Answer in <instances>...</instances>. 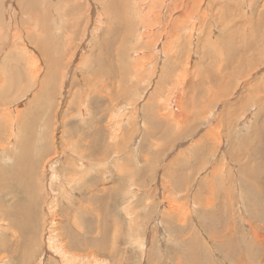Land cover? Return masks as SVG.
Returning a JSON list of instances; mask_svg holds the SVG:
<instances>
[{
    "label": "rangeland",
    "instance_id": "374dc122",
    "mask_svg": "<svg viewBox=\"0 0 264 264\" xmlns=\"http://www.w3.org/2000/svg\"><path fill=\"white\" fill-rule=\"evenodd\" d=\"M141 1L144 2L142 3ZM203 1L207 2L208 0ZM152 2L153 0H0V27L3 28H0V56L3 53L0 57V73L6 75V81H8V74H10L9 78H12L22 71L20 65L17 64V59L21 58V56L18 54L15 47L17 48L20 44L23 45L24 39L29 42V39H32L39 31L43 32L44 28H48L46 31L49 30V44L43 41L41 42L45 43L47 47H49L50 44L52 45V57L56 59L57 51H60L62 54L65 48L64 44H68L67 42H69V53L73 54V58L69 65L67 67L63 66L64 69L67 68L65 70L66 74L63 73V75L60 76V73H58L51 77L47 83L48 89L53 91L56 96H45L44 98L46 100L44 99V101L41 97L40 102H36L34 107H40L41 112H31L29 114V119H26V124L21 128L20 134L18 133V137L22 139L21 141L23 142L24 139L28 142V145L26 144V148H24L21 142H17L19 146H16L15 150L19 148L18 151L21 150L26 152L25 155L27 156H20L16 158L17 160H7L0 154V163H2L0 168L3 170L0 172L2 175L0 176V188L1 186H8L12 178H15V180L20 179L19 181L21 182L18 191L13 193L14 198H4V200H0V205L2 204L1 206L7 209L2 210L0 206V212L4 211L7 217H11L10 219L8 218V220L7 217L6 219L3 218V222L5 226L6 223L9 224L10 222L15 226H19V222L22 223L25 219H29L28 217L32 214H34L35 221H39L42 216L45 217L44 215L49 216L53 214L54 212H51L53 211L52 206L56 204H63L62 207L66 212H72L71 208L66 209L68 203H70L69 205L73 208L80 203H84L83 206L88 205L86 201H89L88 196H91L89 186L93 184L100 190L108 188L109 191L105 192V195L100 192L98 198L93 197L92 205L89 207L90 209L92 208L93 212L88 214L89 217L87 214L79 215V213H83L82 207L79 208L77 219H80V221L76 222L78 224L75 225H80L79 227L83 233L81 232L79 234L75 231L74 234L77 238L75 236L73 238H66L67 242L71 243H69L70 246H68L70 254H74V252L81 253L77 248H73L72 245L74 241H77L74 247H85L91 241L90 238L92 241L88 247L96 245L98 250L99 246L104 248L102 251L105 253L101 250H99V252L97 250L98 253L95 252L97 255L96 259H85L90 260L91 264H264V253H262L263 255L259 253L261 246L255 244L253 238H249L252 226L262 225L264 223V62H260V58L264 57V0H209V11L207 10L206 13L204 9L201 8L202 12H205V19H200V14L202 12L196 14L194 17L196 27L199 30L195 33L196 35L189 47V56L192 59L191 65L193 66L194 64V66L198 68L197 71L199 73L208 71L209 77L207 81L212 84V88L208 92L213 93V95L210 93V97L215 99L213 102L217 103L215 105L213 102H210L206 105L216 114L213 113V116L209 119L208 128H212V130L209 134L211 140L209 139V143L205 146L208 150L202 148L204 146H201V144V148L190 149L187 147L189 144L187 141L193 144L205 133L206 127L201 124V119L197 121V125L199 126L194 125L196 131L188 137L187 141H182V139H174V135L176 134H173L170 130L166 131L167 125L165 126L164 123L163 125L165 128L164 126L161 127L162 122H153L149 115L152 114L151 111L154 107L150 110L151 108L144 106V102L148 100L150 96H156L154 86L159 84L160 74L164 71L171 70V60L174 56L165 57V61L161 63H155L153 61V68H151L150 71L146 69V74L139 79V82L132 79L130 73H126L130 67L129 71H132V67L137 62L147 63L141 62L140 59L142 55L148 58V55L151 53V48H144L143 42L141 43V41L138 40L141 29L138 30L136 28L143 26L147 29L150 26H154L155 23L147 17L149 16L148 13L150 14L148 7ZM145 3L147 4L146 8L144 7V5H146ZM193 13H195V11L189 12V15ZM22 14H24V16H22ZM228 17H231L230 21ZM40 18L43 19L41 20ZM25 19H28V21ZM16 22H18V32L20 33V39L17 38V40L12 38V34L15 31L13 28ZM27 22L28 24H26ZM42 23L46 26H43ZM8 24L12 29L8 27ZM27 29L31 34L26 37L25 33L21 32ZM51 29L53 30L51 31ZM55 31L58 34H56ZM23 34L24 36L22 37ZM12 39L15 44H12ZM176 52L177 55H180L181 49L173 51L174 54ZM256 53L258 55H256ZM254 54L256 55L255 57H253ZM6 55L8 56L6 57ZM8 58L10 60H8ZM256 59H258V61ZM238 63L240 66L237 65ZM11 65L12 69H10ZM85 65L88 66L86 67ZM155 66L157 67L156 70ZM119 67H121L122 70ZM81 69L83 70L82 72L78 71ZM249 69L253 70L250 71ZM153 70H155V74L151 77ZM216 70L218 73H216ZM231 70L232 72L236 70L241 74L236 75V78L232 80L231 86H229L227 90L219 89L220 92L217 91L221 78H218L219 80L217 79V81L216 77L219 75L223 76L226 71L230 72ZM96 71L105 72L104 79H106L105 77H110L109 82L114 84V88L107 85L105 88H102L103 75ZM156 71H158L159 76H156ZM197 71L194 75L198 73ZM177 72L178 70L175 74ZM245 75L247 77H245ZM75 78L83 79V84L73 83ZM124 78L127 80V83ZM213 79L215 84L212 81ZM68 80L69 83H67ZM188 80L190 82L191 77ZM153 81H155V83ZM207 81L204 83L205 87H197L196 90H194L195 93H192L193 89L190 90L188 96L191 94L198 96L197 93L200 94L199 98L206 96V93H202V91L205 92V88H207V86L209 87L210 83L207 84ZM115 83H117L116 86ZM66 85H68V88H66L67 90L65 89ZM168 87H170V85ZM87 88H93L89 92L99 90L88 101L86 99L87 97L84 95ZM37 89V86L32 87L29 93H34ZM198 90L201 92L199 93ZM212 90H214V92ZM70 92L72 98H68V100H72V106H70L69 111L74 114V118H70V121L67 122L61 131H63L62 138L67 135L66 139L69 143L76 141L75 148L69 147L65 150H68V152H75L69 155H65L64 153V155L62 154L63 159H56L55 169L57 168L58 172L62 174L61 176H64L63 178L66 179L69 178V176L67 171H64V163L61 166L58 165L64 161L68 162L67 164H72L73 171L75 172H71L69 175L75 173L76 175L74 174L72 177H74V180L77 178V182L75 181V185L71 184V186H69L72 188L71 191L69 190L70 194L69 191H66L67 189L65 190L59 184L60 188L55 187L56 192H54V195V193H47L43 186L38 187L39 184H36V186L32 183L31 175H35L39 169L38 165L42 164L46 158L52 155L51 153L53 151L58 149V145H54L52 141L50 142L51 138L49 139L50 132L48 131L52 128V117L49 116L53 113L57 103L63 104L68 101L65 96ZM223 92L227 93L226 96ZM13 93L15 95L19 92L13 91ZM110 93L111 95H109ZM60 97H65L64 102ZM47 99H49V101ZM51 99H53V101ZM49 103L52 105L53 103L55 104L53 107H50L52 105ZM116 105L120 108H117ZM80 108L83 109V114L78 113V109ZM111 109L118 111H110ZM68 112H65L64 116L68 117ZM106 112L116 121L122 119V122L120 121L121 123H116L117 125L114 122L115 134L118 137L116 136V144L113 143L110 147L106 146L104 143L105 131L102 127L104 124H107V119L100 122L97 119ZM108 114L107 117L109 116ZM23 127L26 129L28 127V129H23ZM66 131H68V134H66ZM218 136H220L222 141L220 145H218ZM82 140L84 143H89L90 140V144L84 146ZM92 143L94 144L92 145ZM119 144H122V148ZM45 146L47 150H51L50 153L49 150L45 152ZM22 147L23 149H21ZM79 147H81V149ZM82 149L91 153L90 156H87V161L84 160L85 157L82 152H80L83 151ZM76 150L77 153L80 152L81 154L77 155ZM90 150L93 151L94 155H92ZM37 151L45 152V154L42 155L43 158H39L38 161H36L37 157L35 156V158L33 156L36 155ZM60 151L62 153L63 150L60 149ZM208 151L209 155L207 154ZM98 153L99 157L96 156ZM81 155H83V157ZM28 156L32 161H36V163H34L32 172L27 178L28 187L27 185L24 187V175H19L18 172L23 171V165L21 164L26 162ZM75 157L78 158L75 159ZM93 157L96 158L94 159ZM90 158H92V161H90ZM103 160H105V162H103ZM5 161L7 163H5ZM12 161H15L13 165H11ZM85 162L89 164L87 167L93 166L92 169L88 168L91 171L84 170L85 167L82 164ZM80 163L82 164L80 165ZM172 163L174 164L172 165ZM228 164H230V167L227 170V167L224 166ZM252 164L254 167H252ZM215 165H217L218 169L216 178H213L210 170L212 172ZM249 165L250 168H248ZM10 166L12 168H9ZM17 167L19 169H16ZM251 167L253 170H251ZM85 171H87V173ZM246 171H248L247 173L249 174L251 173V175L247 174ZM228 172H230V176H228ZM46 173L48 175L49 171ZM46 173L44 176H46ZM78 173L81 174L82 178ZM6 177L8 180L5 179ZM209 179L213 184V194L208 193L210 192L207 189ZM82 181L84 182V187L82 186ZM157 185H159V187ZM78 186L83 189H80ZM162 186H164L165 189L167 188V194L169 197L173 198L170 204L175 207V215H168V208L161 207L162 204L160 202H162V198L160 195H165V189H163ZM90 188H94V186ZM246 188L248 189L245 190ZM77 190H81L82 192H78ZM258 190H261V192ZM84 191L86 192L84 193ZM226 191L229 192L226 193ZM66 192L68 194H66ZM223 192H225V194ZM79 193L81 194L78 195ZM51 194L55 196V200H52L53 203L49 201L51 199ZM199 194L201 195L199 196ZM226 194L228 195L226 196ZM59 195L65 199V203L59 198ZM106 197L108 198L106 199ZM45 198H47L46 202L44 200ZM77 198L78 200H76ZM95 198L99 200L97 201ZM67 199L69 201H67ZM240 199L243 200L241 201ZM19 204L24 206L20 207ZM25 204L27 208L30 206L29 209L26 208ZM206 206H209V209H207ZM44 207H46L48 211L52 210L48 212ZM180 207L183 210H181ZM187 207L191 211V217H188L190 220L183 225H181L182 223L179 224V222L177 224L180 217L182 218L185 216V209ZM23 209H25V216ZM87 212H89L88 209ZM95 215L96 218L94 219L93 216L95 217ZM90 216H92V218ZM29 220L32 222L34 221L32 219ZM246 221H248L249 228L244 224ZM94 225H96V228ZM87 229L88 231L85 234ZM18 230L20 231V228ZM19 234H21L22 238L25 240L31 237L32 231L27 229V232L23 231ZM94 236H98L97 238L101 242L98 241L97 238L96 241ZM10 237L11 235L7 233L0 234V244L2 245L3 243V245H5ZM70 238L74 239V241ZM88 240L90 241L88 242ZM85 242L87 244H85ZM24 245L26 247H23ZM20 246L21 252L17 255L11 253L8 255L9 257L11 255V259L13 257L11 260L13 264H24L29 260L24 253L28 250L29 241H23ZM4 250H2V252L0 250V255L4 254ZM51 254L54 256L53 258L59 260L58 255L54 251H51ZM98 255H103L105 257H99ZM43 258L44 256L41 258L39 253L33 261L34 264H49V260L46 261ZM87 264H89V262Z\"/></svg>",
    "mask_w": 264,
    "mask_h": 264
},
{
    "label": "bare ground",
    "instance_id": "6f19581e",
    "mask_svg": "<svg viewBox=\"0 0 264 264\" xmlns=\"http://www.w3.org/2000/svg\"><path fill=\"white\" fill-rule=\"evenodd\" d=\"M25 1V0H24ZM57 1V0H56ZM147 1V0H146ZM38 2V1H37ZM142 2V1H141ZM144 2V1H143ZM142 2V3H143ZM214 2V1H213ZM52 4V3H51ZM146 4V3H145ZM19 5V4H18ZM232 5V4H231ZM235 5V4H234ZM39 6V5H38ZM59 6V5H57ZM56 6V7H57ZM147 4L144 5V7L146 8ZM149 6V5H148ZM229 6V5H228ZM248 6V5H247ZM63 7V6H62ZM143 7V5H142ZM212 7V6H211ZM230 7V6H229ZM60 8V7H59ZM150 14L148 13L150 19L152 22H154V26H150L147 29L144 28L143 26H140L139 28H136L138 30L141 29L140 31V35L138 36V40L141 41V43L143 42L144 44V48H151V53L148 55L147 57H144L142 55V58L140 59L141 62H147V63H140L137 62L134 64V66L132 67V71H129L126 73H130L132 79H135L136 82H139V79L142 78L146 73V69L148 71H150L152 67V63L153 61L155 63H161L163 61H165V57L171 56L174 58L171 60V70L168 71H164L162 74H160V80L158 81L159 84H157L156 86H154V92L156 94V96L154 97H149L148 100H146L144 102V106H148L147 108H151V115H149V117L152 118L153 122H162L160 125L162 126H166L167 125V130H170L173 132L174 135V139H182V141H187L188 137H190L192 135V133H194L195 130V126L197 125V121L201 119V124L204 125V127H206V131L205 133L202 135V137H200L195 143L191 144L190 141L189 144L187 145L188 148L190 149H195V148H201V146H204L202 148H205L208 150L207 147V143L208 140L211 138H209V134L210 131L212 130V128H208L209 127V119L213 116L212 114L214 113V111L210 110L206 105L209 104L210 102H213V98L210 97V93L212 92H208L211 88H212V84L207 81L209 75H208V71H203L202 73H199L197 71V67L191 65V58L189 56L190 51H189V47L191 46V43L193 42V38L195 37V33L198 32V28L196 27V23L194 21V17L196 14L201 13L202 9H204V11L207 13V10L209 11L210 9V3L209 0L207 2H204L203 0H153L152 4L148 7ZM251 8V7H250ZM23 9V7H22ZM39 9V8H38ZM41 9V8H40ZM198 9V10H196ZM46 10V8H45ZM218 10V9H217ZM236 10V9H235ZM23 11V10H22ZM48 11V10H47ZM191 11H195V13L189 15V12ZM202 12L200 14V19H205L206 15L205 12ZM233 11V10H232ZM27 12V11H26ZM50 12V11H49ZM218 12V11H217ZM22 13V12H20ZM24 13V12H23ZM48 13V12H47ZM227 13V12H226ZM229 13H230V9H229ZM237 13V12H236ZM222 14V13H221ZM234 14V13H233ZM21 15V14H20ZM220 15V14H219ZM235 15V14H234ZM18 16V15H17ZM22 16H24V14H22ZM27 16V15H26ZM37 16V15H36ZM214 16V13H213ZM229 16V15H228ZM240 16V15H239ZM16 17V16H15ZM43 17V15H42ZM218 17V16H217ZM235 17V16H234ZM14 18V17H13ZM20 18V16H19ZM28 18V17H27ZM38 18V17H37ZM198 18V17H196ZM229 18V17H228ZM231 18V17H230ZM230 18L228 19L230 21ZM233 18V17H232ZM239 18V17H238ZM9 19V18H8ZM24 19V18H23ZM41 19V18H40ZM43 19V18H42ZM41 19V20H42ZM207 19V18H206ZM20 20V19H19ZM28 21V19H25ZM31 20V19H30ZM38 20V19H37ZM236 20V19H235ZM234 20V21H235ZM238 20V19H237ZM240 20V19H239ZM16 21V20H15ZM33 21V20H32ZM76 22V21H75ZM23 23V22H22ZM25 23V22H24ZM49 23V21H48ZM204 23V22H203ZM18 22H16L15 27L13 28L15 31L12 34V38L17 40L20 39L19 36V32H18ZM28 24V22L26 23ZM30 24V23H29ZM32 24V22H31ZM30 24V25H31ZM43 24V23H42ZM227 24V23H226ZM3 25V24H2ZM6 25V24H4ZM11 25V24H10ZM14 25V23H13ZM21 25V24H19ZM25 25V24H24ZM66 25V24H64ZM231 25V24H229ZM12 26V25H11ZM43 26H46L43 24ZM8 27L9 24H8ZM24 27V26H23ZM242 27V26H241ZM1 29H3L2 27H0ZM12 29V27H10ZM22 28V27H21ZM26 28V27H25ZM37 28V27H36ZM239 28V26H238ZM48 29V28H46ZM46 29L44 28L43 32L39 31V33L35 34L32 39H29V42H27L26 39H24L23 45L20 44V46H18L17 48L15 47V49L17 50L18 54H20L21 58L17 59V64L20 65V67L22 68V71L20 72V74H16V76L9 78L10 74H8V81L5 80L6 75L5 74H1L0 73V154L2 157H5L7 160L8 159H16L19 158L20 156H24L26 154V152L23 151H18L15 150L17 145V142H21L24 145V148H26V144L28 142H26L23 139V142L21 141L22 139L19 138V134L21 131L22 126H24L26 124V119H29V114L31 112H41V108H34L36 102H40V99L42 97L43 101H44V97H53L56 96L55 93L51 90L48 89L47 87V83L49 81V79L55 75H57L58 73H60V76L63 75V73H65V70L63 66L67 67L69 65V63L71 62L72 58H73V54L69 53V42H67L68 44H64L65 48L63 49V52L61 54L60 51L56 52V59L55 57H52V45L50 44L49 47L46 46L45 43L49 44V30L46 31ZM209 29V28H208ZM53 29H51L52 31ZM24 32L21 33H25L26 37L29 36L31 34V32L27 29V30H23ZM67 31V30H66ZM240 31V30H239ZM13 32V31H12ZM56 32V31H55ZM59 32V31H58ZM210 32V31H209ZM11 33V32H10ZM18 33V34H17ZM3 34V32H2ZM1 34V35H2ZM56 34H58L56 32ZM80 34V33H79ZM239 34V33H238ZM242 34V33H241ZM4 35V34H3ZM10 35V34H9ZM71 35V34H70ZM207 35V34H205ZM5 36V35H4ZM24 36V34L22 35V37ZM239 36V35H238ZM237 36V37H238ZM2 37V36H1ZM21 37V39H22ZM70 37V36H69ZM235 37V36H233ZM241 37V36H240ZM62 38V37H61ZM12 39V40H13ZM28 39V38H27ZM72 39V38H71ZM80 39V38H79ZM234 39V38H233ZM242 39V38H240ZM10 40V39H9ZM23 40V39H22ZM7 41V39H6ZM43 41V42H41ZM81 41V40H80ZM63 42V41H62ZM61 42V44H62ZM14 43V40L12 41V44ZM21 43V42H20ZM238 43V42H237ZM258 43V42H257ZM15 44V43H14ZM18 44V43H16ZM60 44V45H61ZM204 44V43H203ZM233 44V43H232ZM241 44V43H240ZM8 45V44H7ZM59 45V44H58ZM72 45V44H71ZM82 45V43H81ZM253 45V44H251ZM255 45V44H254ZM63 46V45H62ZM202 46V44H201ZM59 47V46H58ZM239 47V46H238ZM242 47V46H241ZM13 48V47H12ZM11 49V48H10ZM60 49V48H58ZM179 49H181V54L177 55V52L174 54L173 51H178ZM235 49V48H234ZM257 49V48H256ZM13 50V49H12ZM144 50V49H143ZM236 50V49H235ZM234 50V51H235ZM62 51V50H61ZM223 51V50H222ZM231 51V50H230ZM233 51V52H234ZM239 51V50H238ZM256 51V50H255ZM12 52V51H11ZM10 52V53H11ZM16 52V51H15ZM72 52V50H71ZM92 52V51H91ZM142 52V51H141ZM253 52V51H252ZM9 53V52H7ZM6 53V54H7ZM133 53V51H132ZM179 53V52H178ZM3 54V53H2ZM1 54V56H2ZM13 54V53H11ZM218 54V53H217ZM225 54V53H224ZM240 54V53H239ZM5 55V54H4ZM10 55V54H9ZM24 55V56H23ZM92 55V53H91ZM256 55H258L256 53ZM255 54L253 55V57L256 56ZM0 56V57H1ZM8 55H6L7 57ZM12 56V55H11ZM10 56V58H11ZM14 56V55H13ZM84 56V55H83ZM104 56V55H103ZM233 56V55H232ZM235 56V55H234ZM5 57V58H6ZM196 57V56H195ZM239 57V56H238ZM243 57V56H242ZM258 57V56H257ZM4 58V57H3ZM222 58V57H221ZM247 58V57H246ZM2 59V58H1ZM169 59V58H167ZM204 59V58H203ZM219 59V58H218ZM243 59V58H242ZM8 60H10L8 58ZM103 60V59H102ZM105 60V59H104ZM236 60V59H235ZM234 60V61H235ZM258 61V59H256ZM82 61V60H81ZM84 61V60H83ZM178 61V62H177ZM256 61V62H257ZM105 62V61H104ZM136 62V61H134ZM227 62V61H226ZM231 62V61H230ZM239 62V61H238ZM260 62H264V57L260 58ZM1 63V62H0ZM12 63V62H11ZM128 63V62H127ZM169 63V62H168ZM224 63V62H223ZM255 63V62H254ZM9 64V63H8ZM88 64V63H87ZM234 64V63H233ZM231 64V65H233ZM5 65V64H4ZM13 65V64H12ZM12 65L11 68L12 69ZM111 65V64H110ZM109 65V66H110ZM129 65V64H128ZM170 65V64H169ZM239 65V63L237 64ZM249 65V64H248ZM6 66V65H5ZM4 66V68H5ZM86 66V65H85ZM88 66V65H87ZM86 66V67H87ZM130 66V65H129ZM132 66V65H131ZM230 66V65H228ZM236 66V64H235ZM240 66V65H239ZM237 66V67H239ZM246 66V64H245ZM79 67V66H78ZM81 67V66H80ZM125 67V66H124ZM128 67V66H127ZM156 67V66H155ZM249 67V66H248ZM2 68V67H1ZM14 68V67H13ZM102 68V67H101ZM107 68V67H106ZM121 69V67H119ZM166 68V67H165ZM230 68V67H229ZM7 69V68H6ZM64 69V70H63ZM103 69V68H102ZM127 69V68H125ZM124 69V70H125ZM157 69V67L155 68V70ZM200 69V68H199ZM202 69V68H201ZM221 69V67H220ZM227 69V68H226ZM1 70V69H0ZM105 70V69H104ZM122 70V69H121ZM123 70V71H124ZM155 70L152 71L151 73V77L154 76L155 74ZM174 72H173V71ZM178 70V72L175 74V72ZM250 70V69H249ZM253 69H251L250 71H252ZM12 71V70H11ZM15 71V70H14ZM77 71V70H76ZM78 71H83L78 70ZM159 71V70H158ZM158 71H156V76H159ZM181 71V72H180ZM198 72L197 74L194 75L195 72ZM221 71V70H220ZM229 71V70H227ZM225 72V74L222 76H217L216 80L218 78H221V80L219 81V86H218V90L222 89V90H227L229 88V86H231V82L233 79L236 78L237 74H241L238 73V71H233L232 70L230 72ZM255 71V70H254ZM5 72V71H4ZM97 72V71H96ZM121 72V71H120ZM97 73H100L103 75L102 78V82L103 85L101 86L102 88H105L106 85L107 86H112L114 88V84L109 82V78L110 77H105L106 79H104V73H102V71H98ZM107 73V72H106ZM114 73V71H113ZM112 73V74H113ZM216 73L217 70H216ZM246 73V72H245ZM66 74V73H65ZM110 74V73H109ZM175 74V75H174ZM192 74V76H191ZM71 75V74H69ZM107 75V74H106ZM105 75V76H106ZM111 75V74H110ZM101 76V75H100ZM115 76V75H114ZM120 76V75H119ZM130 76V75H129ZM76 77V76H74ZM81 77V76H80ZM191 77V81L189 82L188 79H190ZM245 77H247L245 75ZM126 78V75H125ZM124 78V80H126ZM73 79V78H72ZM114 79V77H113ZM156 79V78H155ZM215 79V78H214ZM214 79L212 80L214 82ZM112 80V79H111ZM219 80V79H218ZM217 80V81H218ZM72 81V80H71ZM205 81H207V84L210 83L209 87L207 86V88H205V92L202 91V93H206V96H203L202 98H199V95L197 93L198 96H196L195 94H191L190 96H188V92L190 90L193 89L192 93H195L194 90H196L197 87H205ZM80 83L81 85L83 84V79H77L75 78L73 80V83ZM101 82V83H102ZM116 82V79H115ZM135 82V83H136ZM152 82V81H151ZM155 83V81H153ZM67 83H69V80L67 81ZM66 83V84H67ZM72 83V82H71ZM70 83V84H71ZM118 83V82H117ZM115 83V86L116 84ZM127 83V80H126ZM153 83V84H154ZM69 84V85H70ZM215 84V82H214ZM170 85V87H168ZM196 85V87H195ZM37 86L38 89L36 91L29 93L30 89H32V87ZM100 86V85H99ZM121 86V85H119ZM123 86V85H122ZM98 87V88H101ZM118 87V86H117ZM68 88V85H66L65 89ZM91 89L93 88H87L85 90L84 95L87 97V101L89 99H91L96 92H98L97 90H94L93 92H89L91 91ZM112 89V88H111ZM126 89V88H125ZM232 89V87H231ZM67 90V89H66ZM102 90V89H101ZM201 90V89H200ZM233 90V89H232ZM13 91H17L19 93L15 94L13 93ZM114 91V90H113ZM117 91V89H116ZM214 92V90H212ZM216 91V93H217ZM234 91V90H233ZM65 92V91H64ZM68 92V91H67ZM134 92V91H132ZM153 92V93H154ZM199 92V90H198ZM201 92V91H200ZM199 92V93H200ZM220 92V91H219ZM228 92V91H227ZM230 92V91H229ZM252 92V91H250ZM255 92V91H253ZM8 93V94H6ZM122 93V92H121ZM201 93V94H202ZM225 93V92H223ZM67 94V93H66ZM98 94V93H97ZM120 94V93H119ZM222 94V93H221ZM227 93H225L226 96ZM232 94V93H231ZM252 94V93H251ZM14 95V96H13ZM100 95V94H99ZM111 95V93L109 94ZM213 95V93H212ZM224 95V94H223ZM81 96V95H80ZM102 96V95H101ZM66 97V100H68V98H72L71 96V92L68 93ZM65 97H60L62 98V101L64 102V98ZM103 97V96H102ZM120 97V95H119ZM118 97V99H119ZM215 97V96H214ZM254 97V96H253ZM252 97V98H253ZM55 98V97H54ZM218 98V97H217ZM251 98V97H250ZM25 99V100H24ZM50 99V98H49ZM49 99H47L49 101ZM107 99V98H106ZM221 99V98H219ZM229 99V98H228ZM46 100V99H45ZM53 101V99H51ZM57 100V99H56ZM60 100V99H59ZM80 100V99H79ZM116 100V99H115ZM199 100V101H198ZM222 100V99H221ZM261 100V99H260ZM78 101V100H76ZM106 101V100H105ZM248 101V100H247ZM112 102V100H111ZM226 102V101H225ZM253 102V101H252ZM260 102V101H259ZM42 103V101H41ZM52 103V102H51ZM49 103V104H51ZM83 103V102H82ZM215 105L217 104L216 102H213ZM55 103H53L54 105ZM80 104V103H79ZM110 104V103H109ZM115 104V103H114ZM129 104V103H128ZM132 104V103H131ZM223 104V103H222ZM248 104V103H246ZM52 105V104H51ZM50 106V107H53ZM42 106L44 107V105L42 104ZM46 106V105H45ZM49 106V105H48ZM70 106H72V100H68L66 102H64L63 104L61 103H57L54 111L52 114H50L49 117H52L51 119V130L48 131L50 132V142L52 141L55 144H57L58 149H56L55 151H53L50 155V157L46 158L45 161L42 162V164H39L38 167L39 169L37 170V172L35 173V175H31V181L32 183L39 184L38 187L43 186L46 190L47 193H54L55 191V187H59L62 186L67 192L72 188H70L69 186L75 185V181L77 180V178L74 180V177H72L73 175H69L71 172H75L73 171V165L72 164H67L68 162L64 161L61 162L60 165L61 166L64 163V171H67V174L69 176V178L64 179L58 172L57 168L55 169V160H59L62 158V156L64 155H69V154H73V152L75 151H71L68 152V150H65L69 147L75 148V144L76 141H72L71 143H69V141L66 139L67 135L63 137V131H61V129L67 124L68 121H70V118H74V114L72 112L69 111ZM80 106V105H79ZM115 106V105H113ZM117 108L118 105H116ZM257 106V105H256ZM42 107V108H43ZM81 107V106H80ZM45 108V107H44ZM43 108V109H44ZM116 108V107H115ZM113 108V109H115ZM48 109V108H47ZM110 109V108H109ZM108 109V110H109ZM111 109L110 111H118V110H113ZM123 109V108H122ZM120 109V110H122ZM77 110V109H76ZM106 110V109H105ZM107 110V111H108ZM69 111V112H68ZM78 113L83 114L84 111L82 108L78 109ZM65 112H68V117L64 116ZM223 112V111H222ZM228 112V111H227ZM117 113V112H116ZM218 113V112H217ZM47 114V113H46ZM107 112L100 116L98 119V121H103L107 119V124H104L102 127L104 128V135H105V144L106 146H111L113 143L116 144L115 141H117V135L115 134V129L114 126L116 123H121L122 119H119L118 121H116L115 119H112L111 116L109 115L107 117ZM215 114V113H214ZM226 114V113H225ZM224 114V115H225ZM33 115V114H31ZM39 115V114H38ZM216 115V114H215ZM119 116V115H118ZM128 117V116H127ZM125 120V117H124ZM149 120V119H148ZM217 120V119H216ZM38 121V120H37ZM36 121V122H37ZM121 121V122H120ZM32 122V121H31ZM35 122V121H34ZM46 122V120H45ZM115 122V124H114ZM164 123V125H163ZM39 124V123H38ZM36 124V125H38ZM44 124V123H43ZM124 124V122H123ZM40 125V124H39ZM117 125V124H116ZM28 126V125H27ZM50 126V127H51ZM125 126V125H124ZM164 126V128H165ZM199 126V125H197ZM196 126V127H197ZM26 127V126H25ZM126 127V126H125ZM216 127V126H215ZM34 128V127H33ZM46 128V127H45ZM203 128V127H202ZM23 129H26L23 127ZM22 129V130H23ZM28 129V127H27ZM26 129V130H27ZM37 129V128H35ZM228 129V128H226ZM46 130V129H45ZM129 130V129H128ZM31 131V130H30ZM130 131V130H129ZM136 131V130H135ZM27 132V131H26ZM29 132V131H28ZM47 132V133H48ZM133 132V131H132ZM19 133V134H18ZM31 133V132H30ZM134 133V132H133ZM137 133V132H136ZM66 134H68V131H66ZM28 135V134H26ZM35 135V134H34ZM196 135V134H195ZM213 135V134H212ZM30 136V135H29ZM46 136V135H45ZM117 136V137H116ZM124 136V135H123ZM172 136V135H171ZM81 137V136H80ZM32 138V137H31ZM46 138V137H45ZM124 138V137H123ZM173 138V137H172ZM27 139V138H26ZM90 139V138H89ZM173 139V140H174ZM218 145H220L222 143L220 136H218ZM34 140V139H32ZM76 140V139H75ZM87 140V139H86ZM85 140V141H86ZM178 140V141H179ZM195 140V139H194ZM71 141V140H70ZM88 141V140H87ZM94 141V140H93ZM121 141V140H120ZM118 141V142H120ZM125 141V140H124ZM33 142V141H32ZM83 142V140H82ZM126 142V141H125ZM45 143V142H43ZM80 143V142H79ZM84 143V142H83ZM82 143V144H83ZM122 143V142H121ZM127 143V142H126ZM176 143V142H175ZM184 143V142H183ZM42 144V143H41ZM88 144H90V140L89 143L85 142L83 145L87 146ZM94 143H92L93 145ZM98 144V143H97ZM201 144V146H200ZM22 145V146H23ZM28 145V144H27ZM31 145V144H30ZM45 145V144H44ZM96 145V144H95ZM121 145L122 148V144ZM21 146V145H20ZM51 146V145H50ZM30 147V146H29ZM43 147V146H42ZM55 147V146H54ZM82 147V145H81ZM81 147H79L81 149ZM93 147V146H92ZM108 147V148H109ZM33 148V147H32ZM39 148V147H38ZM51 148V147H49ZM56 148V147H55ZM78 148V147H76ZM84 148V147H83ZM172 148V147H171ZM170 148V149H171ZM23 149V147L21 148ZM29 149V148H27ZM43 149V148H42ZM60 149H62V153L60 151ZM88 149V148H87ZM96 149V148H95ZM111 149V148H109ZM113 149V148H112ZM120 149V148H119ZM45 152L49 153L51 152L50 149H46L45 146ZM59 150V151H58ZM72 150V149H71ZM78 150V149H77ZM76 150V153H77ZM83 151L82 154L84 155V160L87 161V156H90L91 153L82 149ZM89 150V149H88ZM94 150V149H93ZM30 151V150H27ZM79 151V150H78ZM91 151V150H90ZM95 151V150H94ZM45 152H40L37 151L36 155H33L36 158V161L40 159H42V155L45 154ZM80 152L77 153V155L81 154ZM92 155H94L93 151ZM113 152V150H112ZM48 153V155H49ZM75 153V154H76ZM96 153V152H95ZM264 153V152H263ZM63 154V155H62ZM114 154V153H113ZM209 155V151L207 153ZM32 155V154H30ZM29 155V156H30ZM47 155V156H48ZM83 155H81L83 157ZM27 156V155H25ZM24 156V157H25ZM28 156V159L26 160V162L22 163L21 165H23V171L18 172L19 175L23 174L24 175V179H23V185L25 187V185H27L28 181L27 178L29 177L30 173L32 172V167L34 166V163H36V161H32L30 159V157ZM46 156V155H45ZM72 156V155H71ZM97 157H99V153L98 155H96ZM218 156V155H217ZM232 156V155H231ZM23 157V158H24ZM101 157V156H100ZM69 158V157H68ZM78 157H75V159ZM94 158V157H93ZM96 158V157H95ZM94 158V159H95ZM119 158V157H118ZM254 158V157H253ZM63 159V158H62ZM65 159V158H64ZM81 159V158H80ZM92 158H90V161ZM93 159V160H94ZM104 159V158H103ZM232 159V158H231ZM256 159V158H255ZM263 159V158H262ZM17 160V159H16ZM20 160V159H19ZM67 160V159H66ZM78 160V159H77ZM11 161V160H10ZM23 161V160H22ZM21 161V162H22ZM62 161V160H61ZM80 161V160H79ZM95 161V160H94ZM1 162V161H0ZM103 162H105V160H103ZM249 162V161H248ZM253 162V161H252ZM5 163H7L5 161ZM15 163V161H12L13 165ZM58 163V162H56ZM70 163V162H69ZM74 163V162H73ZM246 163V162H245ZM251 163V162H250ZM2 163H0L1 165ZM18 164V163H17ZM79 164V163H78ZM82 163H80L81 165ZM91 164V163H90ZM174 163H172L173 165ZM254 164V163H253ZM252 164V167H254V165ZM5 165V164H4ZM85 169L84 170H88L91 171L88 168L92 167H87L89 164L88 163H83L82 164ZM245 165V164H244ZM7 166V164H6ZM19 166V165H16ZM57 166V164H56ZM57 166V167H58ZM8 167V166H7ZM15 167V166H14ZM78 167V166H77ZM80 167V166H79ZM87 167V169H86ZM224 167L228 168L230 167V164L225 165ZM247 167V166H246ZM251 167V168H252ZM9 168H12L11 166ZM59 168V167H58ZM80 168V169H82ZM250 168V165L249 167ZM15 169V168H14ZM16 169H19L18 167ZM76 169V168H75ZM217 165H215L214 170L211 173V176L213 178H216L217 175ZM240 169V168H239ZM247 169V168H246ZM2 168H0V172H1ZM21 170V169H20ZM79 170V169H78ZM226 170V171H227ZM253 170V168L251 169ZM251 170L249 169V171L251 172ZM3 171V170H2ZM13 171V170H12ZM17 171V170H16ZM47 171H49V174L47 175ZM63 171V172H64ZM8 172V171H6ZM5 172V173H6ZM11 172V171H10ZM84 172V171H83ZM82 172V174H83ZM87 173V171H85ZM248 171H246L247 173ZM253 172V171H252ZM4 173V174H5ZM14 173V172H13ZM12 173V174H13ZM46 173V176H44V174ZM244 173V172H243ZM259 173V172H258ZM11 174V173H10ZM15 174V173H14ZM65 174V173H64ZM63 174V175H64ZM79 174V173H78ZM85 174V173H84ZM90 174V173H89ZM249 174V173H247ZM17 175V173H16ZM76 175V174H75ZM81 176V174H79ZM230 172H228V176H230ZM251 175V173L249 174ZM248 175V177L250 178V176ZM0 176L1 173H0ZM6 176V175H5ZM35 176V177H33ZM50 176V177H49ZM79 176V177H80ZM227 176V177H228ZM247 176V175H246ZM12 177V176H11ZM66 177V176H65ZM169 177V176H168ZM235 177V176H233ZM245 177V176H244ZM255 177V176H254ZM82 178V176H81ZM257 178V177H256ZM261 178V177H260ZM4 179V178H3ZM7 179V177L5 178ZM10 179V178H9ZM17 179V178H16ZM64 179V180H63ZM79 179V178H78ZM235 179V178H234ZM244 179V178H243ZM242 179V180H243ZM8 180V179H7ZM5 180V181H7ZM20 180V179H19ZM19 180H15V178L11 179V182L9 183L8 186H1L0 188V200L4 198H14L13 197V193L18 191V187L21 186V182ZM62 180V181H61ZM82 180V179H81ZM246 180V179H245ZM258 180V179H257ZM263 180V179H260ZM255 181V180H253ZM77 182V181H76ZM80 182V181H79ZM83 182V181H82ZM263 182V181H262ZM81 183V182H80ZM243 183V182H242ZM246 183V182H245ZM244 183V184H245ZM248 183V181H247ZM259 183V182H257ZM261 183V182H260ZM5 184V183H4ZM208 187L207 189L210 191L208 193H212L213 194V189H212V181L209 179L208 180ZM58 185V186H57ZM178 185V184H177ZM246 185V184H245ZM260 185V184H258ZM262 185V184H261ZM37 186V185H36ZM82 186L84 187V182L82 183ZM89 186V185H87ZM91 186H94V188H90ZM89 186L90 192H91V196L89 197V201H86V206H83L84 203H80L78 204L75 208H73L71 205H69L70 203H68V207H66V209L71 208L72 212H66L62 205L63 204H56L55 206H52L53 214H50L49 216L44 215L45 217L42 216L41 220L39 221H35V217L34 214H32L31 216H27L29 219L34 220L33 222L29 219H25L24 222L22 223H18L19 226H15L14 224H12L11 222L9 224L6 223V226L3 222V218L6 219V215L4 211L0 212V234L2 233H7L9 235H11V237L8 239L7 243L5 245L0 246L1 247V252L2 250H4V254L0 255V264H13L12 263V259H11V255L10 257L8 256L10 253L13 255H17L19 252H21V243L23 241H29V247L28 250L25 253V255H27V258L29 259L27 262H25L24 264H34V259L35 257L40 253L41 258L44 256V260L48 261L49 260V264H87L89 262V264H91L90 260H85V259H96V254L95 252H97L98 248L96 245L88 247V245L90 244V242L92 241V239L90 238V240H88L89 244L86 245L85 247H74L75 244H77V241L75 242L74 239H72L75 236V231L77 233H83V231L81 230V228L79 227L80 225L76 226L75 224H78L76 222H79L80 219H77V215H78V211L79 208L82 207V212L83 213H79V215L82 214H89L92 213V208L90 209L89 207L92 205L93 202V197H97L99 193L101 192L103 195H105L104 193L109 191L108 188H104V189H99L97 188V186L95 185H91ZM159 187V185H157ZM248 186V185H247ZM263 186V185H262ZM28 187V185H27ZM79 187V186H78ZM245 187V186H244ZM260 187V186H259ZM60 188V187H59ZM80 188V187H79ZM163 189H165L164 186H162ZM262 188V187H261ZM77 189V187H76ZM83 189V188H80ZM85 189V188H84ZM239 189V188H238ZM244 189V188H243ZM248 188H246L245 190H247ZM263 189V188H262ZM40 190V189H39ZM61 190V189H60ZM63 190V191H65ZM257 190V189H255ZM69 191V194H70ZM78 191V190H77ZM81 191V190H79ZM78 191V192H79ZM165 191V195H160V197L162 198V202H160L163 206V208L165 207L167 210L168 215L170 214H174V208L173 205L170 204V201L173 200V198L169 197V195L167 194L168 190L167 188L164 190ZM261 192V190H258ZM44 192V191H43ZM42 192V193H43ZM66 192V194H68ZM82 192V191H81ZM86 191H84L85 193ZM229 192V191H228ZM226 191V193H228ZM39 193V192H38ZM225 194V192H223ZM247 193V191H246ZM245 193V194H246ZM27 194V193H25ZM29 194V193H28ZM72 194V192H71ZM81 193H79L78 195H80ZM263 194V193H262ZM55 195V193H54ZM51 194V199L49 201L55 200V196ZM63 195V194H62ZM201 194H199L200 196ZM228 194H226L227 196ZM244 195V194H243ZM249 195V194H248ZM43 196V195H42ZM41 196V198H42ZM66 196V195H65ZM73 196V195H72ZM100 196V195H99ZM247 196V195H245ZM18 197V196H17ZM45 197V196H44ZM86 197V196H85ZM84 197V198H85ZM239 197V196H238ZM19 198V197H18ZM32 198V197H31ZM48 198V197H47ZM45 198V202L47 201ZM59 198L64 202L65 199H63L60 195ZM74 198V197H73ZM71 198V199H73ZM82 198V197H81ZM87 198V197H86ZM108 197H106L107 199ZM226 198V197H225ZM257 198V197H256ZM16 199V198H15ZM33 199V198H32ZM43 199V198H42ZM75 199V198H74ZM96 199V198H95ZM228 199V198H227ZM226 199V201H227ZM239 199V198H238ZM260 199V198H259ZM78 200V198L76 199ZM97 200V199H96ZM99 200V199H98ZM97 200V201H98ZM101 200V199H100ZM109 200V199H108ZM223 200V199H222ZM241 201L243 199H240ZM239 200V201H240ZM252 200V198H251ZM10 201V200H9ZM15 201V200H14ZM13 201V203H14ZM31 201V200H30ZM58 201V200H57ZM67 201H69L67 199ZM71 201V200H70ZM84 201V199H83ZM225 201V200H224ZM16 202V201H15ZM44 202V203H45ZM55 202V201H54ZM59 202V201H58ZM85 202V201H84ZM12 203V204H13ZM24 203V202H23ZM22 203V204H23ZM30 203V202H29ZM53 203V201H52ZM62 203V202H61ZM79 203V202H78ZM109 203V201H108ZM107 203V204H108ZM209 203V202H208ZM223 203V202H222ZM226 203V202H225ZM224 203V204H225ZM9 204V203H8ZM48 204V203H47ZM174 204V203H173ZM176 204V203H175ZM174 204V205H175ZM178 204V202H177ZM176 204V205H177ZM191 204V203H189ZM227 204V203H226ZM248 204V203H247ZM2 205V204H1ZM0 205V206H1ZM30 205V204H29ZM51 205V204H50ZM207 205V204H206ZM13 206V205H12ZM20 207L24 206L21 204H19ZM26 208L27 205L25 204ZM39 206V205H38ZM48 206V205H47ZM96 206V205H95ZM191 206V205H190ZM242 206V205H241ZM254 206V205H253ZM18 207V206H17ZM30 207V206H29ZM29 207L27 209H29ZM207 207V206H206ZM46 209V207H44ZM43 208V209H44ZM94 208V207H93ZM181 208V207H180ZM216 208V206H215ZM225 208V207H224ZM228 208V207H227ZM2 210H7L5 209V207L1 206ZM50 209V208H49ZM87 209L89 212H87ZM207 209H209V206L207 207ZM17 210V208H16ZM25 209H23L24 211ZM47 210V209H46ZM181 210H183L181 208ZM215 210V209H214ZM9 211V210H8ZM15 211V210H14ZM22 211V212H23ZM37 211V210H36ZM43 211V210H41ZM48 211V210H47ZM48 211V212H49ZM81 211V210H80ZM7 212V211H6ZM13 212V209H12ZM18 212V211H17ZM47 212V213H48ZM96 212V211H95ZM190 209L187 207L185 209V216L184 217H180V219L177 221V224L179 222V224L183 225L185 224L187 221L190 220L191 214H190ZM24 216L25 211L23 212ZM43 213V212H41ZM179 213V212H178ZM15 214V213H14ZM28 214V213H27ZM45 214V213H44ZM95 214V213H94ZM177 214V212H176ZM9 215V214H8ZM17 215V214H16ZM86 215V216H87ZM175 215V214H174ZM41 216V215H40ZM14 217V216H13ZM19 217V216H17ZM83 217V216H82ZM89 217V215H88ZM92 218V216H90ZM157 217V216H156ZM170 217V216H169ZM168 217V218H169ZM177 217V216H176ZM9 217H7L8 220ZM11 218V217H10ZM9 218V219H10ZM22 218V215H21ZM84 218V217H83ZM93 218H96L93 216ZM193 218V217H192ZM166 219V218H165ZM13 220V219H12ZM22 220V219H21ZM91 220V219H90ZM263 220V219H262ZM229 221V220H228ZM260 221V220H259ZM6 222V221H5ZM13 222V221H12ZM82 222V221H81ZM243 222V221H242ZM264 222V220H263ZM14 223V222H13ZM37 223V225H36ZM93 224V223H92ZM232 224V222H231ZM245 226L247 228H249L248 225V221H246ZM262 224V222H261ZM109 225V224H108ZM219 225V224H218ZM96 225H94L95 227ZM85 227V226H84ZM89 227V226H88ZM152 227V226H151ZM230 227V226H229ZM20 228V231L18 230ZM96 228V227H95ZM110 228V227H109ZM159 228V227H158ZM27 229H29V231H32V235L29 239H23L21 234H19L20 232L26 231ZM151 229V228H150ZM153 229V228H152ZM94 230V228H93ZM99 230V228H98ZM88 229L86 230L85 234L87 233ZM92 231V230H91ZM96 231V230H95ZM227 231V230H226ZM251 234H249V238H253V241L255 244L260 245L261 249L259 250L260 255H263L262 253H264V223L262 225H257V226H252V229L250 230ZM66 233V234H63ZM99 233V232H98ZM94 235V234H93ZM97 235V234H96ZM95 235V236H96ZM109 235V234H108ZM92 236V235H91ZM94 236V237H95ZM36 237V238H35ZM68 237H72L70 239H72L74 241L73 243V248H77L78 251H81V253H76L74 252V254H70L69 252V248L68 246H70V242H67L66 238ZM77 238V236H75ZM98 237V236H97ZM95 237V240L96 238ZM154 237V236H153ZM212 237V236H211ZM231 237V236H230ZM33 238H35L33 241H31ZM88 238V237H87ZM5 239V238H4ZM98 239V238H97ZM22 241V242H21ZM71 241V240H70ZM97 241V240H96ZM98 241H100L98 239ZM150 241V240H149ZM192 241V240H190ZM31 242V245H30ZM80 242V241H79ZM78 242V243H79ZM87 242V241H86ZM85 242V244H87ZM101 242V241H100ZM215 242V241H214ZM217 242V241H216ZM221 242V241H219ZM28 243V242H27ZM70 243V244H69ZM84 243V242H83ZM82 243V244H83ZM83 244V245H85ZM214 244V243H213ZM244 244V243H243ZM28 245V244H27ZM80 245V244H78ZM101 245V244H100ZM212 245V244H211ZM216 245V244H215ZM76 246V245H75ZM102 246V245H101ZM23 247H26L25 245ZM22 247V248H23ZM3 248V249H2ZM102 249H104L103 247L99 246V250L102 251ZM71 250V249H70ZM98 250V252H99ZM51 251H54L57 255L59 260L53 258L54 256L51 254ZM193 251V250H192ZM217 251V250H216ZM247 251V250H246ZM258 251V250H257ZM14 252V253H13ZM72 252V251H71ZM97 252V253H98ZM103 252V251H102ZM219 252V251H217ZM105 253V252H103ZM221 254V253H220ZM241 255V254H240ZM259 255V254H258ZM99 257H105L103 255H98ZM220 256V255H219ZM242 256V255H241ZM225 257V256H224ZM16 258V257H15ZM20 258V256H19ZM99 259V258H97ZM194 259V258H193ZM20 260V259H19ZM39 260V258H38ZM61 260V261H60ZM226 260V259H225ZM239 260V259H238ZM42 261V260H41ZM23 262V261H22ZM44 262V261H43ZM264 262V261H263ZM40 263V262H39ZM46 263V262H45ZM223 263V262H222ZM47 264V263H46ZM242 264V263H241Z\"/></svg>",
    "mask_w": 264,
    "mask_h": 264
}]
</instances>
